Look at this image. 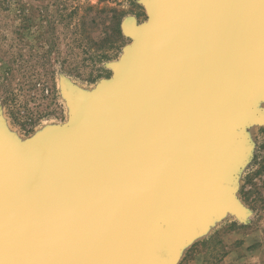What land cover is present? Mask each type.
Instances as JSON below:
<instances>
[{"label":"water","instance_id":"95a60500","mask_svg":"<svg viewBox=\"0 0 264 264\" xmlns=\"http://www.w3.org/2000/svg\"><path fill=\"white\" fill-rule=\"evenodd\" d=\"M141 3L103 95L64 87L69 127L0 137V264H173L247 213L233 191L238 130L264 124V0Z\"/></svg>","mask_w":264,"mask_h":264},{"label":"rangeland","instance_id":"374dc122","mask_svg":"<svg viewBox=\"0 0 264 264\" xmlns=\"http://www.w3.org/2000/svg\"><path fill=\"white\" fill-rule=\"evenodd\" d=\"M141 1L0 0V115L15 139L24 144L70 126L64 87L94 95L113 77L111 65L132 43L123 22L148 19ZM255 106L264 110V97ZM238 134L244 152L233 195L247 213L214 220L173 264H264V124Z\"/></svg>","mask_w":264,"mask_h":264},{"label":"bare ground","instance_id":"6f19581e","mask_svg":"<svg viewBox=\"0 0 264 264\" xmlns=\"http://www.w3.org/2000/svg\"><path fill=\"white\" fill-rule=\"evenodd\" d=\"M151 1L152 0H145L146 3L151 2ZM124 28H125V31H129L131 29H134V26L132 25L131 20L129 18L125 20V22H124ZM107 87H108V85H105V86L104 85H101L100 87L97 88V90L95 91L94 94H99V95L101 94V95H103L104 94L103 92L107 89ZM101 90L103 92H101ZM7 130H9V129L6 126L3 118L0 115V137L3 139V141H5L6 143H9L12 140V138H14V137L12 135V131L9 130L10 135H8ZM13 140H17V139H13ZM37 141H38L37 139L36 140H33V143H37ZM17 142H19V141L17 140ZM19 144H22V143L19 142ZM173 225L175 226V224H173ZM165 227H166V225H165ZM193 231L194 230H189L186 233L182 234L180 237L177 238V243L179 245H181L185 240L188 239V237L190 236L189 234L191 232H193Z\"/></svg>","mask_w":264,"mask_h":264},{"label":"trees","instance_id":"16d2710c","mask_svg":"<svg viewBox=\"0 0 264 264\" xmlns=\"http://www.w3.org/2000/svg\"><path fill=\"white\" fill-rule=\"evenodd\" d=\"M120 25H121V23H119V22L116 24V30H117L119 33H120V31H121V30H120Z\"/></svg>","mask_w":264,"mask_h":264}]
</instances>
